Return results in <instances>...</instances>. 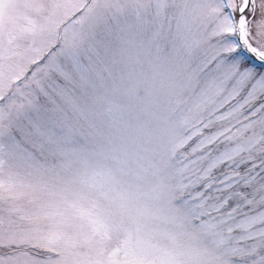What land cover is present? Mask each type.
<instances>
[{
    "label": "snow or ice",
    "instance_id": "6c2138e0",
    "mask_svg": "<svg viewBox=\"0 0 264 264\" xmlns=\"http://www.w3.org/2000/svg\"><path fill=\"white\" fill-rule=\"evenodd\" d=\"M0 264H264V0H0Z\"/></svg>",
    "mask_w": 264,
    "mask_h": 264
}]
</instances>
